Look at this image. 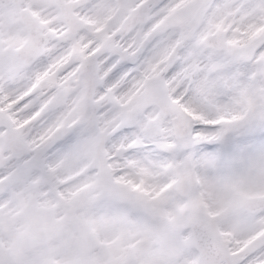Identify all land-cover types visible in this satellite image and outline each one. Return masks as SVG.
Returning a JSON list of instances; mask_svg holds the SVG:
<instances>
[{"label":"snow or ice","instance_id":"1","mask_svg":"<svg viewBox=\"0 0 264 264\" xmlns=\"http://www.w3.org/2000/svg\"><path fill=\"white\" fill-rule=\"evenodd\" d=\"M0 264H264V0H0Z\"/></svg>","mask_w":264,"mask_h":264}]
</instances>
